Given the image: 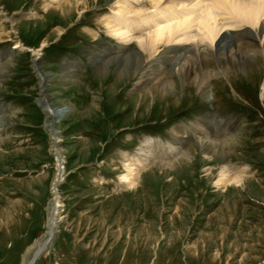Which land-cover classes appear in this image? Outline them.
<instances>
[{
  "label": "rangeland",
  "instance_id": "obj_1",
  "mask_svg": "<svg viewBox=\"0 0 264 264\" xmlns=\"http://www.w3.org/2000/svg\"><path fill=\"white\" fill-rule=\"evenodd\" d=\"M46 1L0 0V264H27L37 251L57 149V228L34 264H264V48L250 71L208 65L201 87L174 73L163 97L159 89L139 95L140 78L171 70L181 47H206L170 42L148 55L102 26L108 2L66 16L54 5L41 10ZM158 1L130 2L143 4L140 18L198 3L177 0L174 11L164 7L172 0ZM120 18L145 32L136 16ZM246 26L240 32L255 31ZM207 117L226 130L173 131ZM147 139L187 157L150 164L123 189L124 155L136 159ZM225 166L244 171L242 181L216 186Z\"/></svg>",
  "mask_w": 264,
  "mask_h": 264
},
{
  "label": "bare ground",
  "instance_id": "obj_2",
  "mask_svg": "<svg viewBox=\"0 0 264 264\" xmlns=\"http://www.w3.org/2000/svg\"><path fill=\"white\" fill-rule=\"evenodd\" d=\"M98 1L109 3V11L111 12V15L105 16L101 21V24L107 29L110 36H113L118 42L126 44L134 43L137 48L141 49L142 52H146L148 55H152L159 46L167 43L170 44V42L177 43L176 45L179 47L180 45L184 46L195 40L196 44L200 43V45L203 44V46L206 47L205 52L196 50V47H181L183 54H180L177 58L175 57V63L169 65L171 70L166 71V73H164V71L162 72L165 74L163 77L161 76L162 73L158 74L159 72H156L155 70L154 73L149 74L150 76L147 78L144 76L140 78L138 83V87L140 88L139 95H142L143 93L145 94L146 92L153 94L154 90L159 89L160 95L163 97V90H167V84L173 82L174 73H177L179 77L181 76L183 81H189L193 87L197 83H200L199 86L201 87L202 82L199 80V72H201V68L203 69L208 67V65L212 66L213 64H216L218 68L221 69H225V67L228 68L232 65V67H236L237 70L250 71L252 70L254 57H257V54L259 57L262 56V50L264 48V0H241V2L238 3H231L227 0H216L212 2L209 0L210 2L205 3L204 0H198V3L192 6H195L193 9L188 10L185 13H178V16L172 14L167 15L165 12L161 11L156 17L144 16V18H140L144 9L143 4L139 7V5L130 2L131 0H47L46 3L42 5L41 10L47 12L49 8L54 5L56 6L54 10L58 9L61 14L66 12V16H68L71 15L73 11L80 12L82 10H87L91 5L98 3ZM132 1L138 3V0ZM157 2L160 1L150 0V3H154L156 6L158 5L156 4ZM181 6H183V3L178 2L177 0H172L169 3L167 2V4H164L165 8H170L174 11ZM116 14H119V17H115L114 15ZM126 15L136 16L137 22H134V24L137 26H146L144 29L145 32L139 34L140 31L135 34L134 32L136 28H130L133 23L128 22L130 24L129 27V25L120 18V16ZM1 16L4 17L5 15ZM6 18L7 17L5 16L4 20H6ZM217 18H219V21H217ZM243 25H247L252 29H255V31L244 29V31L240 32L242 29L240 27ZM192 27L196 28V33L189 31ZM228 29H231V31L234 30V33H227L226 31ZM237 29L239 32L235 33ZM90 35L91 38L95 40V34L91 32ZM2 38L3 35L0 33V40ZM41 45H43V43ZM14 46V48L20 47L21 43L18 44L16 41ZM22 46L24 49L34 52V55L38 54L37 50H32L24 44ZM38 50H40V48ZM248 53H251L252 55L248 56ZM206 57H208V59H206ZM262 60L264 65L263 56ZM183 61H186L185 65L181 64ZM111 62L114 63V61ZM179 65L181 66L179 67ZM136 67H139V65ZM177 67L179 68L176 69ZM159 86H162L161 89ZM263 90L264 81L261 85V94L263 93ZM49 111L50 110L45 111V113L50 114ZM213 120L212 117H207L206 119L200 120L194 126L192 125L191 129L178 127L173 128V131H195L199 128H201L200 130L202 131H212L214 128L216 130H224L225 128L226 130V127H220L219 121L216 120L217 124H215V121ZM218 126L219 128H217ZM49 127L52 128L51 125ZM50 132L56 141V148H58V134L53 132L52 129ZM180 136L183 137L182 134ZM203 140H205L206 143L209 142V146L216 148V146L213 145L214 141L211 142L210 139L204 138L201 139L200 142ZM166 149H168V152ZM55 152L57 175L52 183V200L45 225V233L41 240L38 241L37 250L45 245L41 255L44 254L46 247H48L53 241L57 228V213L61 206L58 201L56 186L61 177L63 168L60 166L61 157L58 154V149L55 150ZM137 153L138 156L136 159H130L127 155H124L126 173L119 179V185L123 189L133 188L137 184L140 172L150 164L160 162L162 164L170 163L169 165H171L173 161H178L187 157V153L182 151V148L180 147H174L171 145L165 147L158 142L149 139L144 141V144L141 145ZM243 177L244 171L233 172L230 166H225L219 173L216 186L224 188L231 184H237L242 181ZM27 264H30V261Z\"/></svg>",
  "mask_w": 264,
  "mask_h": 264
},
{
  "label": "water",
  "instance_id": "obj_3",
  "mask_svg": "<svg viewBox=\"0 0 264 264\" xmlns=\"http://www.w3.org/2000/svg\"><path fill=\"white\" fill-rule=\"evenodd\" d=\"M45 245L41 246L32 256L30 259V264H33V262L41 255V252L43 251Z\"/></svg>",
  "mask_w": 264,
  "mask_h": 264
}]
</instances>
